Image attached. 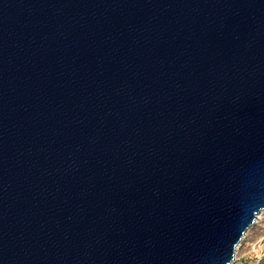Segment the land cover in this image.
Listing matches in <instances>:
<instances>
[{
	"label": "water",
	"instance_id": "obj_1",
	"mask_svg": "<svg viewBox=\"0 0 264 264\" xmlns=\"http://www.w3.org/2000/svg\"><path fill=\"white\" fill-rule=\"evenodd\" d=\"M264 211V0H0V264H233Z\"/></svg>",
	"mask_w": 264,
	"mask_h": 264
},
{
	"label": "rangeland",
	"instance_id": "obj_2",
	"mask_svg": "<svg viewBox=\"0 0 264 264\" xmlns=\"http://www.w3.org/2000/svg\"><path fill=\"white\" fill-rule=\"evenodd\" d=\"M243 264H264V213L247 231L236 251V261Z\"/></svg>",
	"mask_w": 264,
	"mask_h": 264
},
{
	"label": "bare ground",
	"instance_id": "obj_3",
	"mask_svg": "<svg viewBox=\"0 0 264 264\" xmlns=\"http://www.w3.org/2000/svg\"><path fill=\"white\" fill-rule=\"evenodd\" d=\"M264 213V211L263 212H261L259 215H258V218L257 219H260L261 218V215ZM237 264H243V263H241V262H237Z\"/></svg>",
	"mask_w": 264,
	"mask_h": 264
},
{
	"label": "built area",
	"instance_id": "obj_4",
	"mask_svg": "<svg viewBox=\"0 0 264 264\" xmlns=\"http://www.w3.org/2000/svg\"><path fill=\"white\" fill-rule=\"evenodd\" d=\"M234 263H235V262H234ZM234 263H233V264H234Z\"/></svg>",
	"mask_w": 264,
	"mask_h": 264
}]
</instances>
